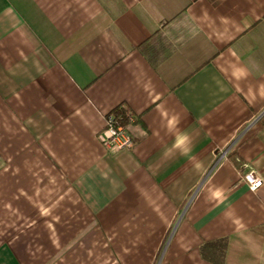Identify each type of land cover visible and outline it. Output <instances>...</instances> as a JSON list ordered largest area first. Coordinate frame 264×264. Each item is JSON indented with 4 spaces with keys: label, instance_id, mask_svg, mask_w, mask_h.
I'll return each instance as SVG.
<instances>
[{
    "label": "crops",
    "instance_id": "crops-1",
    "mask_svg": "<svg viewBox=\"0 0 264 264\" xmlns=\"http://www.w3.org/2000/svg\"><path fill=\"white\" fill-rule=\"evenodd\" d=\"M0 264H264V0H0Z\"/></svg>",
    "mask_w": 264,
    "mask_h": 264
},
{
    "label": "built area",
    "instance_id": "built-area-1",
    "mask_svg": "<svg viewBox=\"0 0 264 264\" xmlns=\"http://www.w3.org/2000/svg\"><path fill=\"white\" fill-rule=\"evenodd\" d=\"M121 111L114 110L105 116V126L99 133L101 144L111 153H119L134 147L135 141L131 133V127L137 118L127 109L121 107ZM251 190L256 191L263 185V180L256 177L254 172L244 176Z\"/></svg>",
    "mask_w": 264,
    "mask_h": 264
},
{
    "label": "trees",
    "instance_id": "trees-1",
    "mask_svg": "<svg viewBox=\"0 0 264 264\" xmlns=\"http://www.w3.org/2000/svg\"><path fill=\"white\" fill-rule=\"evenodd\" d=\"M117 110H118V111H121L122 109L118 108ZM121 112H123V111H121Z\"/></svg>",
    "mask_w": 264,
    "mask_h": 264
}]
</instances>
